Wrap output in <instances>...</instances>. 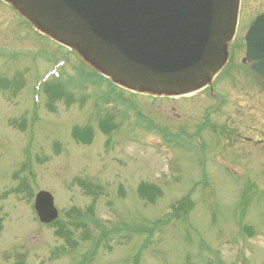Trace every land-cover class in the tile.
I'll use <instances>...</instances> for the list:
<instances>
[{
  "label": "rangeland",
  "instance_id": "1",
  "mask_svg": "<svg viewBox=\"0 0 264 264\" xmlns=\"http://www.w3.org/2000/svg\"><path fill=\"white\" fill-rule=\"evenodd\" d=\"M261 6L246 0L239 10L212 98L208 89L156 98L115 84L122 102L0 0V264H264V83L243 65ZM63 61L35 101L36 85ZM215 96L224 105L206 122ZM87 127L91 143H77L73 130ZM42 190L59 211L55 225L34 211Z\"/></svg>",
  "mask_w": 264,
  "mask_h": 264
},
{
  "label": "water",
  "instance_id": "2",
  "mask_svg": "<svg viewBox=\"0 0 264 264\" xmlns=\"http://www.w3.org/2000/svg\"><path fill=\"white\" fill-rule=\"evenodd\" d=\"M38 31L76 49L117 84L183 96L225 66L238 0H6ZM244 62L264 81V13L250 26ZM41 223L56 220L50 193L39 192Z\"/></svg>",
  "mask_w": 264,
  "mask_h": 264
},
{
  "label": "trees",
  "instance_id": "3",
  "mask_svg": "<svg viewBox=\"0 0 264 264\" xmlns=\"http://www.w3.org/2000/svg\"><path fill=\"white\" fill-rule=\"evenodd\" d=\"M90 73H91V71H90ZM93 73H94V77H96V81L106 82L108 84V87H110V88L112 87L114 89L113 90V95L116 97L114 99L122 101L121 96L119 94L120 91H118L119 89L116 86H114L113 83H111L110 81H107V79H105L104 77H102L98 73H96V72H93ZM45 91H46L47 94H49V97L51 98L50 99L51 102L54 101L55 99H59L60 96H61L60 93H59V90L56 89L53 85H50V84H48L45 87ZM104 100H107V97H105ZM102 122H106V121L102 120ZM100 128L102 129V132L105 135H107V136L111 133V127L108 126V125H105L104 123L102 124V126H101V123H100ZM72 136H73V138L75 139L76 142L81 143L83 145H89L91 143L92 139H93L94 133H93L91 128H83V129L75 128L73 130V132H72ZM79 185L84 190H87L88 192H86V193H88V194H92V193L96 192V190H95L96 187L95 186H94V189H93L90 185H85L82 182H79ZM182 205H183V203H181V204L178 203V205L174 207V211L173 212H174L175 215L178 213V209L180 208L179 206H182ZM107 235H108V233H107Z\"/></svg>",
  "mask_w": 264,
  "mask_h": 264
},
{
  "label": "flooded vegetation",
  "instance_id": "4",
  "mask_svg": "<svg viewBox=\"0 0 264 264\" xmlns=\"http://www.w3.org/2000/svg\"><path fill=\"white\" fill-rule=\"evenodd\" d=\"M249 3H250V5H251V0H247ZM244 3H246V0H240V9L242 8V6H243V4ZM262 7V9H260V10H258L257 11V13H254V16L252 17V19H251V21H250V24L252 23V21L254 20V18L256 17V16H258L259 14H261V13H263L264 12V6H261ZM255 8L256 7H252V9H253V12L255 11ZM239 22H240V19H239ZM224 105V99L222 98V101H221V104H220V106H223Z\"/></svg>",
  "mask_w": 264,
  "mask_h": 264
}]
</instances>
